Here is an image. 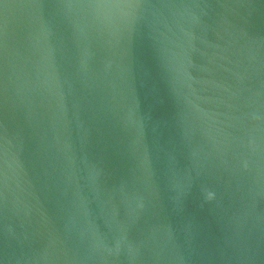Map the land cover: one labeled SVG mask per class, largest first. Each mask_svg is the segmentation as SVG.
Masks as SVG:
<instances>
[{"label":"water","instance_id":"obj_1","mask_svg":"<svg viewBox=\"0 0 264 264\" xmlns=\"http://www.w3.org/2000/svg\"><path fill=\"white\" fill-rule=\"evenodd\" d=\"M0 264H264V0H0Z\"/></svg>","mask_w":264,"mask_h":264}]
</instances>
